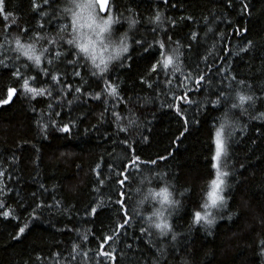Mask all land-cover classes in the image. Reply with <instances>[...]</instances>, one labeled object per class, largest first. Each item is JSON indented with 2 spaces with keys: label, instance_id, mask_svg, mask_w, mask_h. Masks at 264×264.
<instances>
[{
  "label": "trees",
  "instance_id": "16d2710c",
  "mask_svg": "<svg viewBox=\"0 0 264 264\" xmlns=\"http://www.w3.org/2000/svg\"><path fill=\"white\" fill-rule=\"evenodd\" d=\"M110 6L98 71L70 0H0V264H264V0Z\"/></svg>",
  "mask_w": 264,
  "mask_h": 264
},
{
  "label": "rangeland",
  "instance_id": "374dc122",
  "mask_svg": "<svg viewBox=\"0 0 264 264\" xmlns=\"http://www.w3.org/2000/svg\"><path fill=\"white\" fill-rule=\"evenodd\" d=\"M71 24L74 31V43L91 61L95 69L101 71L105 64L118 57L127 49L125 38H111V26L114 21L110 0L105 14L99 12L96 0H70ZM214 178L211 181L202 210L196 215L198 222L207 223L214 208L222 201L227 170L225 167V136L220 128L214 138Z\"/></svg>",
  "mask_w": 264,
  "mask_h": 264
},
{
  "label": "water",
  "instance_id": "95a60500",
  "mask_svg": "<svg viewBox=\"0 0 264 264\" xmlns=\"http://www.w3.org/2000/svg\"><path fill=\"white\" fill-rule=\"evenodd\" d=\"M99 12L105 14L108 8L109 0H96Z\"/></svg>",
  "mask_w": 264,
  "mask_h": 264
},
{
  "label": "bare ground",
  "instance_id": "6f19581e",
  "mask_svg": "<svg viewBox=\"0 0 264 264\" xmlns=\"http://www.w3.org/2000/svg\"><path fill=\"white\" fill-rule=\"evenodd\" d=\"M61 83V82H60ZM27 100V99H26ZM59 126V125H58Z\"/></svg>",
  "mask_w": 264,
  "mask_h": 264
}]
</instances>
